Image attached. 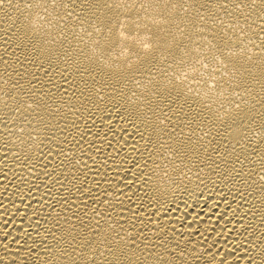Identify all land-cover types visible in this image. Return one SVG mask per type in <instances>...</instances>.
<instances>
[{"label":"bare ground","instance_id":"bare-ground-1","mask_svg":"<svg viewBox=\"0 0 264 264\" xmlns=\"http://www.w3.org/2000/svg\"><path fill=\"white\" fill-rule=\"evenodd\" d=\"M0 264H264V0H3Z\"/></svg>","mask_w":264,"mask_h":264},{"label":"snow or ice","instance_id":"snow-or-ice-1","mask_svg":"<svg viewBox=\"0 0 264 264\" xmlns=\"http://www.w3.org/2000/svg\"><path fill=\"white\" fill-rule=\"evenodd\" d=\"M3 2V0H0V3H2Z\"/></svg>","mask_w":264,"mask_h":264}]
</instances>
